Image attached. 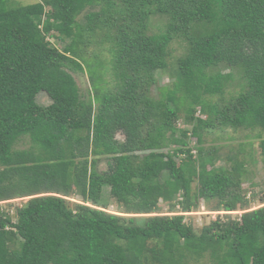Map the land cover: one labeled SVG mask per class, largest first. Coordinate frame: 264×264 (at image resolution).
Segmentation results:
<instances>
[{"label": "trees", "instance_id": "obj_1", "mask_svg": "<svg viewBox=\"0 0 264 264\" xmlns=\"http://www.w3.org/2000/svg\"><path fill=\"white\" fill-rule=\"evenodd\" d=\"M222 127L264 132V0H0V264H264V197H246L244 161L201 146ZM201 201L224 218L196 231Z\"/></svg>", "mask_w": 264, "mask_h": 264}, {"label": "rangeland", "instance_id": "obj_2", "mask_svg": "<svg viewBox=\"0 0 264 264\" xmlns=\"http://www.w3.org/2000/svg\"><path fill=\"white\" fill-rule=\"evenodd\" d=\"M41 0H9V4L12 6L15 5H26L35 3ZM82 14L79 16V20L81 19ZM165 23V19H162L158 16L151 17L149 21V32H157L163 28V24ZM50 41L59 49L62 48L65 43V39H60L56 37L49 38ZM170 54L168 55L167 61L170 65H174L175 59L182 55L185 51V43L179 39H174L169 45ZM109 54H106L108 57ZM79 88L80 95L85 99L90 92L91 80L87 71H79V70H69ZM110 70L104 74V79L106 81H110L112 83L111 76L109 75ZM236 75V74H235ZM157 78V85L159 87H169L171 83V78L166 71H157L155 73ZM238 83L239 77L235 76L233 80L225 85V92L223 96L228 98L231 95H235L238 92ZM110 86V83H109ZM153 95H156L157 90L155 87L152 88ZM219 98L215 96L213 99L216 100ZM36 100L41 105H47L50 103V99L46 95L45 92L41 91L38 93ZM183 113H181V116ZM198 115V113H196ZM181 123V120H180ZM182 124V123H181ZM256 130L250 129H232L229 127L215 128L213 130H208L203 134V141L201 146L205 151L209 153L215 152L217 155L216 165H223L226 167H230L235 159L242 160L245 163V173L242 177V189L246 194V197L251 199L252 206H259L260 198L264 197V159L261 153L260 142L264 139V132L261 135H256ZM116 138L122 140L124 138L123 134L118 132L116 133ZM190 141V139H189ZM195 142V139H193ZM31 142L29 138L23 137L21 138L15 145L16 149H24L29 148ZM192 145H197L195 142ZM200 146V145H199ZM193 153H195V149H192ZM90 158H94L93 155ZM99 162L97 168L99 170L106 169V158L98 157ZM78 198L79 197H75ZM26 200V198L24 199ZM69 200L75 201L74 198H69ZM4 209H6L12 216H14V208L13 206L19 203V199H14L8 204H3ZM110 203H113L110 201ZM111 210H114V206L109 207ZM167 207L164 205V211H166ZM224 212H214L208 211L206 206L201 201L199 208L196 211H191L189 213H185L186 217L184 219L185 222H190L193 229L199 231L202 226L207 225L210 221L214 220L217 215H219L222 219ZM231 217H236L241 213V211H233L229 212ZM205 263V261H202Z\"/></svg>", "mask_w": 264, "mask_h": 264}]
</instances>
